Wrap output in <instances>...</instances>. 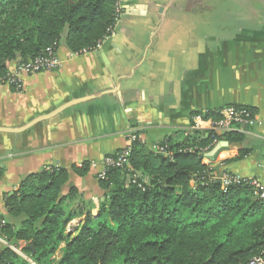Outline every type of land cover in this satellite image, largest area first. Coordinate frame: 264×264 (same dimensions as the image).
Segmentation results:
<instances>
[{
    "label": "crops",
    "instance_id": "0c3cea01",
    "mask_svg": "<svg viewBox=\"0 0 264 264\" xmlns=\"http://www.w3.org/2000/svg\"><path fill=\"white\" fill-rule=\"evenodd\" d=\"M57 54L60 69L24 77L19 91L0 84V205L48 167L66 171L64 193L75 187L96 215V171L80 177L73 168L122 150L131 131L147 145L194 124L209 131L217 116L202 114L226 107L253 112L243 132L249 153L225 165L239 148L212 156L218 143L203 164L264 181V0H122L97 52Z\"/></svg>",
    "mask_w": 264,
    "mask_h": 264
},
{
    "label": "trees",
    "instance_id": "16d2710c",
    "mask_svg": "<svg viewBox=\"0 0 264 264\" xmlns=\"http://www.w3.org/2000/svg\"><path fill=\"white\" fill-rule=\"evenodd\" d=\"M118 14L115 0H0V84L14 63L47 50L92 52ZM134 135L128 166L94 177L103 199L96 215L75 187L64 193L66 171H42L4 194L0 217L8 222L2 232L8 241L24 243L34 264H248L264 251V201L245 185L223 191L212 179L217 169L203 164L220 142L239 148L225 165L244 159L245 133L176 130L149 145ZM90 169L85 163L72 172L84 177ZM77 218L83 220L67 234ZM0 264L28 263L3 248Z\"/></svg>",
    "mask_w": 264,
    "mask_h": 264
},
{
    "label": "built area",
    "instance_id": "2783aa9c",
    "mask_svg": "<svg viewBox=\"0 0 264 264\" xmlns=\"http://www.w3.org/2000/svg\"><path fill=\"white\" fill-rule=\"evenodd\" d=\"M115 10L117 14L122 10V0H115ZM119 17L120 15L118 14L115 25L118 23ZM112 30L113 29L109 31V35L111 34ZM104 41L105 40L99 43L92 52H97L101 48V45ZM85 53L87 52H83L82 54ZM82 54L69 53V57L74 58ZM63 63V59L58 56L56 51L52 50H47L44 57H37L32 61H17L11 68L8 74L9 78L4 83V85L13 87L14 89L18 88L20 90L22 79L24 77L42 72L56 71L63 66ZM250 112L251 111L248 109L236 107H226L224 109L212 112L218 117V120L213 121L212 119H210L211 123L209 131L215 132L219 135H223L229 132L243 133L245 131V127H254L255 125V119L251 117L252 115ZM212 113L205 112L202 114V117L209 116V114ZM234 125H237V127H235ZM134 132L135 131H131L129 133L127 146L122 149L121 153L118 154L117 157H105L100 159L98 162L90 163L91 169L96 171L99 179H104L105 174L109 168H122L128 166V162L131 156V150L129 149V147L137 140ZM153 149L156 153L164 155L165 157L167 156L164 149L160 147H155ZM50 170L51 169L46 167L43 171L52 172ZM212 179L220 182L223 191L227 190L231 186H248L257 199L264 201V181L262 180H259L257 178L245 177L241 174L233 172L221 173L220 175L214 174ZM7 226L8 222L6 221V219L0 217V249H8L17 257L25 260L28 264H34V262L23 250L24 243L16 242L13 244L9 242L4 233H2ZM248 264H264V251L259 256L253 257Z\"/></svg>",
    "mask_w": 264,
    "mask_h": 264
},
{
    "label": "water",
    "instance_id": "95a60500",
    "mask_svg": "<svg viewBox=\"0 0 264 264\" xmlns=\"http://www.w3.org/2000/svg\"><path fill=\"white\" fill-rule=\"evenodd\" d=\"M67 34H68V28H66L64 31H63V37L65 38V37H67ZM248 130V127H245V131H247ZM0 131H2L1 129H0ZM227 146V143L226 142H221V143H219L217 146H216V148L211 152V155L213 156L214 155V153L217 151V149H219L220 147H226ZM31 250H33V247L32 246H30L29 247ZM0 252H1V249H0Z\"/></svg>",
    "mask_w": 264,
    "mask_h": 264
},
{
    "label": "rangeland",
    "instance_id": "374dc122",
    "mask_svg": "<svg viewBox=\"0 0 264 264\" xmlns=\"http://www.w3.org/2000/svg\"><path fill=\"white\" fill-rule=\"evenodd\" d=\"M207 3L209 4V1H207ZM12 90H14V91H19V89L18 88H13V87H10ZM252 127V126H251ZM197 128H199V126L198 125H196V124H194V126L193 127H190V129H197ZM209 128V127H208ZM253 128V127H252ZM197 130H199V129H197Z\"/></svg>",
    "mask_w": 264,
    "mask_h": 264
}]
</instances>
